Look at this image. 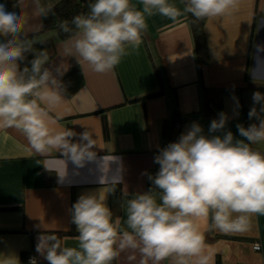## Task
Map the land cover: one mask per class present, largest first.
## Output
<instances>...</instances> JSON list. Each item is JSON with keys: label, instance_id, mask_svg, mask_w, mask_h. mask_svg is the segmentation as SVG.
Masks as SVG:
<instances>
[{"label": "crops", "instance_id": "0c3cea01", "mask_svg": "<svg viewBox=\"0 0 264 264\" xmlns=\"http://www.w3.org/2000/svg\"><path fill=\"white\" fill-rule=\"evenodd\" d=\"M131 2L142 7L140 0ZM169 2L184 7L183 0ZM16 3L18 12L28 17L27 39L45 37L39 33L41 17L33 15V0ZM146 20L139 47L129 49L130 54L106 73L94 72L83 60L81 65L77 62L72 38H55L56 52L46 67L59 80L77 66L83 84L70 96L63 91L61 103L48 110L49 126L77 134L89 131L95 142L94 159L78 165L55 148L38 153L19 130L0 128V261L16 256L19 264H29V258L35 257L38 264H47L36 252L41 234L60 233L62 247H77L72 205L81 195L92 194L103 197L109 207L113 184L121 193L114 221L120 219L126 228V202L150 189L147 174H156L154 157L162 122L173 111L183 118L179 137L196 122L206 136L223 137L231 131L234 140H245L237 125L247 128L259 123L248 113L254 106L260 109L253 94H264V87L254 85L264 83V0H239L230 14L205 19L208 61L204 63L196 59L187 14L175 21L160 15ZM25 65L30 66V61L21 68ZM222 112L227 115L225 128L210 133L211 121ZM72 139L80 140L79 135ZM251 146L264 150V142ZM199 224L211 264H264V215L252 216L243 233L212 229L210 218ZM254 243L259 249H253ZM142 259L139 249L127 248L116 264H141ZM162 264L173 261L169 258Z\"/></svg>", "mask_w": 264, "mask_h": 264}, {"label": "clouds", "instance_id": "9594fccd", "mask_svg": "<svg viewBox=\"0 0 264 264\" xmlns=\"http://www.w3.org/2000/svg\"><path fill=\"white\" fill-rule=\"evenodd\" d=\"M238 2L183 0L181 10L169 0H140L139 9L131 0H92L87 13L63 20L58 27L72 38L71 48L80 65L83 60L94 72L106 73L130 54L129 49L139 47L148 27L146 17L160 15L175 21L191 14L199 21L230 14ZM33 3L34 16L53 13L55 4ZM27 24L23 12L8 11L0 4V37L5 38L0 40V128L19 130L38 153L55 148L83 165L96 155L92 134L50 128L48 110L61 103L64 89L46 67V53L37 54L33 48L44 40L26 38ZM28 52H34V58L30 66L21 68ZM253 102L260 109L252 107L248 116L259 123L247 128L237 125L247 143L234 140L231 131L223 137L206 136L202 126L193 122L178 141L160 149L154 157L158 172L154 176L143 173L152 187L126 202V228L120 219L113 220L103 197L84 194L71 208L77 247H62L55 234H41L36 252L47 264H113L127 248L139 249L144 258L141 264H162L169 258L173 264H211L200 220L210 218L211 228L225 234L243 233L252 216L264 215V152L251 147L264 142V94L255 92ZM226 123L222 112L211 121L209 132L223 130ZM77 135L79 142H73ZM0 264H19V260L9 256ZM29 264H38L37 259L30 258Z\"/></svg>", "mask_w": 264, "mask_h": 264}, {"label": "trees", "instance_id": "16d2710c", "mask_svg": "<svg viewBox=\"0 0 264 264\" xmlns=\"http://www.w3.org/2000/svg\"><path fill=\"white\" fill-rule=\"evenodd\" d=\"M92 2V0H56L53 4L55 7L53 9V13H49L46 17H41V28L39 33H45L46 36L42 39L43 43L36 42L33 45L37 54L39 51H44L48 58H51L55 55V38L63 40L69 36V34L63 33L59 30V23L63 20L71 21V19L80 13H87L89 11L88 4ZM0 4L5 5V8L8 11L18 12L16 0H0ZM187 20L190 25L192 41L194 46V52L196 55V59L198 63H204L208 61V50L207 43L204 31V23L205 20L196 21L191 16V14H187ZM69 27H73L69 24ZM28 35H26V38ZM5 39V38H4ZM26 59L21 62V65L31 61L34 58V52H28L25 54ZM62 88L64 92L70 96L72 95L82 84H83V76L77 66H71L66 72H64L60 77ZM255 86L264 87V83H255ZM153 94V93H151ZM151 94H147L149 96ZM146 96H142L146 97ZM135 100V99H134ZM132 101V99H131ZM183 122V118L181 115L173 111L172 114L165 118L162 122L161 127V142L156 152L159 153V150L166 147L171 142H176L179 139V131L181 124ZM255 150H259L264 152V150H260L256 147L251 146ZM159 170V165L156 164L155 172L157 173ZM150 188L152 187L151 182L149 183ZM115 189V191H113ZM120 187L118 184H113L110 187V197H109V208L113 214V220L119 213V202H120ZM53 234V233H51ZM57 238L60 240V233L55 234ZM113 264H116V260L113 261Z\"/></svg>", "mask_w": 264, "mask_h": 264}, {"label": "built area", "instance_id": "2783aa9c", "mask_svg": "<svg viewBox=\"0 0 264 264\" xmlns=\"http://www.w3.org/2000/svg\"><path fill=\"white\" fill-rule=\"evenodd\" d=\"M260 245L258 243L253 244V249H259ZM30 259V258H29Z\"/></svg>", "mask_w": 264, "mask_h": 264}]
</instances>
